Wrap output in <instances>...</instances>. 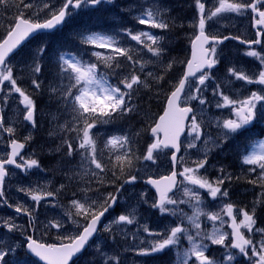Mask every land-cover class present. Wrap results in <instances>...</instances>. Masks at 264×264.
<instances>
[{"label": "snow or ice", "instance_id": "1", "mask_svg": "<svg viewBox=\"0 0 264 264\" xmlns=\"http://www.w3.org/2000/svg\"><path fill=\"white\" fill-rule=\"evenodd\" d=\"M105 3H114V0H61L55 7L50 0L41 9H48L46 17L40 19L38 13L25 14V10L33 7L25 0H0V18H4L5 14H11L6 18V24L0 31V131L9 136L15 135L14 127L5 126L4 116V109L8 106L13 93L19 94V103L23 105V121L28 122L32 128L37 125V106L33 95L44 83L40 76L47 46L41 44L32 54L31 59L22 65L15 63L14 55L24 46L29 37L34 38L40 33L61 29L82 9ZM195 6L198 15L190 25L196 29V34L191 40V58L183 61L169 58L163 74L144 73L150 61L144 62L139 57L133 59L132 50L127 46V41L121 43L123 36H127L131 41L144 45L153 56L160 58L165 52V46H163L165 36L148 31L134 34L131 29L126 28L109 33L82 28L75 33L80 37L81 44L94 49L110 50V52L105 53L99 50L89 52L84 49L79 52L57 53L52 71L53 79L47 85V90L55 94L54 99L58 105L57 113L53 114V120H56L58 116L64 118L63 123L57 125L55 132L49 133L50 136H60V143L55 151L59 152L61 148L66 147L64 152L66 157L77 156L79 157L78 166H88L87 170L81 173L82 180L85 176L94 177L95 182L102 186L105 183L104 177L110 174L109 182L115 185V190L101 193L99 187L96 189L90 187L91 179L85 181L86 186L81 188L80 198L71 199L70 207L66 208L64 213L66 219L78 229L75 234L59 236L60 243L40 242L29 235L27 240L18 246L0 244V264H22L29 255L39 258L43 264H74L73 258L82 253L86 246L95 247L97 253L102 257L106 256L107 254L101 250L100 244L93 240V237L102 241L103 234L109 233V239L115 242L116 236L112 235L111 225L136 223V209L133 208L127 214H120L110 223L102 224V218L106 217L110 209L115 208L121 198L124 185L137 181L138 176L135 174L137 165L147 172L150 170V165H157V161L162 156H167L171 166L170 171L169 174L158 178L149 176L145 181L155 189L157 194L149 206L158 209L161 214L170 213L172 216H178L179 222L175 226H165L161 232H153L145 225L143 231L156 239L150 243V246L139 248L137 255L149 256L163 252L170 247L179 246L183 238L188 241L190 247L175 253V264H189L190 261L192 264H222L207 254L209 243L205 241L210 242L211 245H220L229 249L226 255L228 264H239L238 257L247 258L248 264H264V228L256 227V206L254 205L251 211L241 209L239 215L242 219L238 222L235 205L231 202L223 203L220 212L204 211L200 207L203 199L198 191L206 190L213 200L219 198L224 201L229 198V188L225 187V182L239 181L241 177H234L221 166L219 168L221 175L216 180L210 181L201 170L206 173L208 167H214L209 165V156L213 149H223L228 139L234 138V134H238L240 130H244L257 119L258 112L260 117L264 118V87L258 91H251L243 98L234 99L225 94L220 83H215L211 92L213 97H219V99L214 101V107L229 109L230 116L215 117L209 121L208 125L204 124L203 119H197L198 115L202 117L206 113L207 107L213 106L205 93L209 90V81L216 80L213 69L220 63L217 48L230 39L240 40L241 43L249 46L262 43L260 37H264V0H213L210 6L207 5V0H195ZM167 11L168 9L163 10V12ZM229 13L241 16L246 13L251 14L257 39L242 40L239 36L210 35L208 33L210 22L219 23L220 19ZM138 24L160 30L177 26L175 20L166 19L155 4L140 14ZM245 54L256 58L261 68L251 75L235 67H230L228 72L235 80L244 81L248 85L264 86V54L256 50H249ZM121 57L124 60H121ZM181 63L185 67L178 81L175 84L165 81V75L174 65ZM137 67L139 74L136 71ZM25 70L30 85L35 89L34 92L26 91L17 82L18 79L24 78ZM141 74L145 76L144 80L141 79ZM113 76L116 77L115 81L109 79ZM149 77L159 91H163L162 82L171 85L170 90L165 93L166 106L163 114L141 130L129 129L124 135H111L104 142V148L109 149V154L105 157L104 149L101 148L98 151L97 147V138L100 133H94L93 129H96L98 125L114 123L129 113H139L140 108L133 101L139 98L142 89L150 87L147 82ZM231 82L228 80L226 84ZM145 116H148L147 111ZM211 123H215L219 129L215 139L211 132L206 130ZM186 130L191 139L182 141L181 137L185 136ZM142 132L150 134L151 142L146 145L145 151L140 153L137 144ZM32 139L29 133L23 138V142L14 138L9 141L11 151L5 158H0V198H4L5 178L9 176V165L23 171L41 167L38 159H25L21 155L25 145ZM209 142L211 147L208 146ZM250 143H254L257 150L242 154V164L253 166L248 169L251 172H257V169L259 172L257 178L249 180L248 183H260L264 186V138H259L255 142L250 141ZM74 144L75 147H73ZM198 144L201 146L198 147ZM190 149L195 150V159L191 158L193 153H189ZM184 154H188V159H185ZM17 157H20L19 162ZM177 166H180L181 170L178 171ZM178 177L181 179L178 180ZM71 179L70 177V182ZM121 179L123 182L117 183ZM60 187L63 189L64 185ZM178 187H183V195L188 199L174 198V189ZM20 191H26L36 206L29 210L22 205H17L15 211L28 215L29 223L33 224V213L40 202L47 197H53L55 193L24 188ZM89 192H95V198L88 196ZM72 196L76 197L77 193L73 192ZM140 196L139 202L147 204L148 201L144 199L146 193H141ZM193 202H195L193 206L196 211L192 216H188L182 209L179 210L178 215L177 207H169ZM256 203H260L259 199ZM200 216H206L213 222L211 232L201 228ZM225 216L229 218L228 221L224 219ZM184 219L189 221L188 226H185ZM216 222H219L221 227H216ZM225 223L231 229L230 233L223 230ZM49 226L63 229L65 223L63 220L53 219L49 221ZM4 227L9 232L21 231L15 223L9 221L4 222ZM254 228L255 233L259 234L258 240L254 239V236H246L242 231L245 229L248 233H253ZM193 229H195L194 234ZM33 230H35L34 227ZM133 238H136L135 234ZM89 241L93 243L90 245ZM17 247L24 252V255H18ZM231 250H238V252ZM6 257H14L15 260L6 259ZM108 261L119 264V257L107 256L102 264H108Z\"/></svg>", "mask_w": 264, "mask_h": 264}, {"label": "trees", "instance_id": "2", "mask_svg": "<svg viewBox=\"0 0 264 264\" xmlns=\"http://www.w3.org/2000/svg\"><path fill=\"white\" fill-rule=\"evenodd\" d=\"M35 1L37 0H25L26 3H31L33 5L32 9L25 10L26 15H32L33 13H38L40 19H44L48 13V9H43L45 3L50 2V0H43V4H38ZM61 2V0H52V4L55 7ZM213 0H207V5H211ZM157 5L161 12L163 13L166 19L175 20L177 26L171 27L168 30H160L150 28L148 25L138 24V19L141 14L140 11H146L151 8L153 5ZM38 6V7H37ZM131 9V10H129ZM164 9H168L167 12H163ZM15 11V9H13ZM11 14H5L4 18H0V31L3 30V27L6 24V18ZM198 15V10L195 6V0H114V3H105L96 7H88L82 9L77 15L71 18L63 28L57 29L56 31L50 34H41L30 41L25 45L14 57V61L17 65H22L27 63L35 50L41 45L46 44L47 51L44 57V67L42 68L40 78L43 79L44 83L41 85V89L33 95V99L36 101L37 106V125L35 128L23 121V105L19 103V94L13 93L12 97L8 101V106L4 109V114L12 112L13 115H16L15 120V135L11 136L10 139H17L23 141V138L31 133L33 139L27 144V156L29 158L38 159L40 162V168H32L24 172V174H19L18 180L10 181L4 189V198H0V227H4V222L6 218H13V215L17 212L15 208L17 205H22L23 207L31 210L34 203L30 200V196L26 191H20L21 188L24 189H33V190H42V191H52L55 193L53 197H47L45 199L46 204L48 205L49 210H56L57 207H62L67 205L69 200L73 198H80V190L85 187V181L91 179L92 183L90 187L96 189L99 187L101 193L113 192L115 190V185L110 183V174L108 177H104L105 183L100 186L95 182L94 177L85 176L84 179H81V171L83 166H78L79 157L73 156L68 158L64 155L66 151L65 148H61L59 152L55 151L57 145L60 143L59 135H49L50 132H55L57 125L63 123V117L58 116L56 120H53V114L57 113V102L54 99L55 94H51L47 90V85L52 81V71L55 67V60L57 53L72 51L79 52L86 49L87 51L99 50L105 53H109L110 50L106 49H94L89 46L83 45L79 42L80 37L75 35L77 30L82 28H89L92 30L107 31L109 33L122 30V29H131L134 34L142 31L143 29L149 31L155 35H164L165 40L163 46H165L164 55L160 58H157L148 52L147 49L142 44H137L135 41H131L127 36H123L121 43L123 44L127 41V46L130 45L132 50L133 59L142 58L144 62L147 63L144 73L153 72L154 74H163L165 71V66L169 61V58H176L180 61L190 58V47L191 40L196 34V29L191 27V23ZM180 25H183L182 27ZM252 34V37H242L240 34L243 33L241 30H234L230 26H225L222 29L214 32L213 35L221 36H239L242 40H254L255 34L252 30H249ZM241 32V33H240ZM123 35V33H121ZM264 37L262 42V47L260 50L264 54ZM133 44L137 45L138 52L135 53L133 49ZM224 49L225 55L221 54V50ZM218 55H220V63L216 66L213 71L216 80L209 81V90L208 95L210 100H212L213 106L211 109H215L218 113L222 111L226 112L229 109L223 108L218 109L214 107V101L219 99L212 96L211 88L214 87L215 83H220L221 89L225 91V94L229 95L232 98H242L241 95H248L250 91L242 90L243 92L238 93V89L241 87L245 88V82L240 80H235L234 77L228 72L230 67H235L238 70L245 71L246 74L250 75L253 72L258 71L261 68L259 61L254 57L244 56L241 53H244L248 50L240 45H237L231 41L226 42L221 47L217 48ZM236 53L237 56H234ZM88 59V57H85ZM94 59V58H92ZM124 60L123 57L120 58ZM130 63V62H128ZM185 65L183 63L179 65H174L172 70L165 75V81H171V84H175L180 76L183 73ZM119 71V70H118ZM126 71V70H125ZM139 74V68L136 69ZM110 80L115 81L116 77H109ZM141 79L144 80L145 76L141 74ZM232 81L230 84H226V81ZM18 84L23 87L26 91L34 92L35 89L30 85V80L27 78V71L25 70L24 78L18 79ZM147 82L150 87L142 89L140 92L139 98L133 102L138 104L140 111L137 114L129 113L123 119L117 120L114 123L106 125H98L96 129H93V132H100L106 134L108 137L111 135H124L127 130L131 129L132 131H138L143 128L153 120L158 119L162 115L163 110L166 105L165 93L170 90L171 85L162 82L163 91H159L152 79L149 77ZM256 85V84H254ZM252 86L250 87V89ZM237 90L236 92H233ZM253 90V89H251ZM215 98V99H214ZM145 111H147L148 116H145ZM230 112V111H229ZM7 124L5 123V126ZM264 134V118H261L259 112L257 114V119L249 126H247L238 134H234L232 139V145L229 147L226 144L223 148V154L215 153L213 154L214 158H209L217 164V168H207L205 175L210 181L216 180L217 177L221 175L219 168L224 167L225 171L231 173L234 177L240 176L239 181L232 180L231 182L226 181L225 187L229 188V198H226L224 201H221L219 198L213 200L206 192L201 193V196L207 195V209L209 212H220L221 206L223 203L231 202L235 205L237 213V221L239 222L242 219V216L239 215V211L246 210L251 211L253 206H256V221L258 227L264 228V186L260 183L251 184L248 183L249 180L257 178L259 169L257 172H251L248 169L253 167L250 165L242 164V159L239 152L241 148H246L251 144L253 140H250V136H260ZM9 135V134H8ZM74 135V134H72ZM247 141V142H246ZM150 134L147 132H142L141 137L139 138L137 147L139 148L140 153L145 151L146 145L150 143ZM75 147V144L73 145ZM98 151L102 147L100 140H97ZM107 149V148H106ZM115 151V150H113ZM34 153V154H33ZM105 157L109 154V151H105ZM28 159V158H27ZM139 165H137V170L135 174L140 177L138 170ZM73 169V171H69ZM87 168L85 169V171ZM20 173V172H19ZM208 174V175H207ZM71 179V182L69 178ZM122 179L117 181V183H122ZM143 184V182H141ZM141 184H138L139 186ZM61 185H64V188L61 189ZM137 185V186H138ZM13 188L8 192L7 188ZM201 190V189H200ZM127 191V187L124 186L121 194ZM180 188L178 190V193ZM199 191V190H198ZM76 192L77 196L73 197L72 193ZM90 197L95 198V192L87 193ZM152 194V192H151ZM153 195V194H152ZM29 198V199H28ZM23 199L26 203H23ZM259 199L260 203H256ZM29 200V201H28ZM54 207V208H53ZM42 205H39L36 209H42ZM179 207H177L178 209ZM220 210L217 211V209ZM114 212H119L118 206ZM23 213V212H22ZM37 213L38 215L34 214ZM33 213L34 222L33 224L29 223V216L22 215L19 216L23 220V224L27 226L25 234H17L21 239L26 240L27 235L34 237L33 227L37 222L36 217L40 216V212L35 211ZM111 213V211L109 212ZM158 209H153L150 215H147L148 220L152 224H160L163 220L159 217ZM18 216V215H17ZM173 221L176 224V216H172ZM178 217V216H177ZM52 217L50 219L53 220ZM201 227H208L213 222L209 224H202V218L200 217ZM227 221L229 218L224 217ZM10 222V221H9ZM186 224V223H184ZM187 226V225H185ZM18 233V232H17ZM61 241L58 237H52L50 239H45V243H60ZM110 245L116 244L111 242L109 237L107 239ZM117 246V245H116ZM115 249V248H114ZM219 249V248H217ZM18 255H24V252L19 250ZM208 255L214 257L217 260V257L223 256L219 252L211 254L210 250L207 253ZM123 257V254H120V258ZM158 257V256H157ZM161 257V256H160ZM169 257V255H168ZM13 258V257H12ZM161 260L162 264H171L174 260V257L170 259ZM74 264H100V258L95 250L92 247H89L75 262ZM240 264V262H239Z\"/></svg>", "mask_w": 264, "mask_h": 264}, {"label": "rangeland", "instance_id": "3", "mask_svg": "<svg viewBox=\"0 0 264 264\" xmlns=\"http://www.w3.org/2000/svg\"><path fill=\"white\" fill-rule=\"evenodd\" d=\"M38 4H43L44 1L43 0H37L35 1ZM213 3V2H212ZM211 3V4H212ZM54 6V5H53ZM38 7V6H37ZM142 13V11H140ZM210 27L208 29V33L210 35H213L214 32H217L218 30L222 29L225 26H230L231 28H233L234 30H241L243 31L242 34H240L242 37H252V34L249 30H252V19H251V14L246 13L245 15L241 16L238 15L236 13H229V14H225V17L223 19H220L219 23H212L210 22ZM142 31H146V30H142ZM149 32V31H148ZM138 33V32H137ZM241 33V32H240ZM256 38V36H255ZM143 39V38H142ZM264 44V43H263ZM128 47H130V45H128ZM137 45L133 44V49L135 50V53L138 52L137 49ZM219 48V47H218ZM260 48L254 47L253 50H256L258 52H261L260 50H257ZM264 49V46L262 48V50ZM246 50V49H245ZM249 51V50H248ZM247 51H245L244 53H241L244 56H247L245 53ZM218 53V50H217ZM221 54L225 55V51L224 49L221 50ZM234 54V53H233ZM220 56V55H219ZM234 56H237V54L235 53ZM249 57V56H248ZM250 74V73H249ZM7 86V85H6ZM252 86L251 90L250 87ZM264 86L262 85H248L245 82V88L241 87L238 89V93L239 92H243L242 90H248V91H258L260 90V88H262ZM233 92L237 93V90H234ZM205 95L208 97V100L210 102H212V100H210V97L208 95V92L205 93ZM243 96L245 95H241V97L243 98ZM219 98V97H217ZM215 99V98H214ZM230 111V110H229ZM228 110L224 113L222 111H220V113H218L215 109H211V106L207 107L206 109V113L201 117L198 115L197 119H203L204 124L208 125L209 121L212 120L215 117H220V118H228L230 116V112ZM5 116V123L7 124L6 126H12L15 128L14 124H15V120H16V115H13L12 112L10 111L7 114H4ZM247 127V126H246ZM15 130H17V128H15ZM207 131L211 132L213 139L216 138L219 129L216 127L215 123H211V125L209 127H207L206 129ZM242 130H240L239 132H241ZM96 133V132H94ZM100 133V132H99ZM235 136V135H234ZM109 138L106 134L104 133H100L99 138H97V140H100L102 147L104 149V152L107 150L109 151V149L104 148V142L105 140ZM259 138H264V134L260 135V136H250V140H253L252 142H255L257 139ZM186 139L190 140L191 137L188 136L186 134V136H184V139L182 141H185ZM203 139V138H202ZM232 139L230 138L228 139V141L224 144V146L226 144L229 145V147L232 145ZM0 141L2 142V146H3V152H6V150L4 149V146L7 147V144L9 142L8 138H5V135H3V132L0 131ZM247 142V141H246ZM201 145L198 144V147H200ZM209 147H211V142H209ZM100 148V149H101ZM224 148V147H223ZM252 150H257L254 147V143H251L247 149L246 148H241L240 149V156L242 159V154H246V152L248 151H252ZM189 153H193V155L191 156L192 159H195L196 156L194 155L195 150L194 149H190ZM215 153H220L221 155L223 154V149H213L209 158H214L213 154ZM105 154V153H104ZM106 156V155H105ZM185 159H188V154H184ZM1 157V156H0ZM6 157V155L4 156V158ZM25 159L29 158L27 155L24 157ZM213 161L211 159H209V165H214V167H210V168H217V164L216 163H212ZM87 165H84L81 171V173L85 172V169L87 168ZM94 167V166H93ZM170 164L168 162V158L167 156H162L160 160L157 161V165H150V170L145 172L144 168H142L140 165L138 167L139 173H140V179H148L149 176H152L154 178H158L159 176L162 175H167L169 174L170 171ZM181 170L180 166H178V171ZM26 172V171H25ZM202 174L204 173V170H201ZM23 173V171H22ZM19 173V174H22ZM208 175V174H207ZM16 175H13L12 177H15ZM19 175H17L15 177V180H18ZM181 179V178H180ZM214 181V180H213ZM136 184L132 187H127V191H124L123 194H121V198L118 200L117 206L119 208V212H112L110 213L107 218L104 220V223H110V221L116 217H118L120 214H127L129 212H131V210L133 208L136 209V213H135V217H136V223L131 224V225H127V224H120V225H111L112 227V235L116 236V244L114 245H110L111 243L107 242V239L109 237V233H104L103 234V240H98V238H96L95 241H97V243L100 244L101 246V250L103 252H105L107 255L106 256H101L99 253L98 256L100 258V264H102V261H104L105 259H107V256H118L119 257V264H162L161 260H159L158 258H162L163 260L166 259H170V257H174V260L171 264H175L176 261V255L175 253L177 251L182 252L184 249L189 248L190 245L188 243V241L186 239H181L180 245L179 246H175V247H170L166 250H164L163 252L160 253H155L149 256H140L137 255V250L141 247H147L150 246V243L156 239V237H153L151 235H149L147 232L143 231V227L146 225L148 227V229H150L153 232H161L165 229V226H175V223L173 221V217L170 213H165V214H159V217H161V219L163 220L162 222H160V224H152L148 218L147 215L151 213V211L154 208H151L149 205L153 202V199L155 196V194H151V190L145 186L144 184H141L140 186ZM187 187H192L191 185H186ZM8 192H10L11 190H13V188H10L8 186L7 188ZM40 190V189H38ZM200 194L203 192H206V190L203 189H199ZM141 193H146V196L144 197V199H146L148 201V203H142L139 202L141 200ZM207 193V192H206ZM88 196H90L89 194H87ZM174 198L180 200V199H188L187 197H185L183 195V187H180V191L179 193H177ZM29 199V198H28ZM77 199V198H76ZM79 199V198H78ZM203 199V204L200 205V207L206 211L209 212L207 209V195H204V197L202 196ZM31 200V198H30ZM29 201V200H28ZM32 201V200H31ZM70 201L67 203V205L62 206V207H57L56 210H49L48 205H43L46 204L45 200H42L40 202L39 205H42V209H36V211L38 210V212H40V216L36 217L37 222H36V226H35V231H34V239H37L40 242H44L45 243V239H50L52 237H59L62 235H69V234H75V232L78 230L76 229V227L74 225L71 224V222L69 220L66 219V217L64 216L65 210L66 208L70 207ZM34 203V205H30L31 207H35V202L32 201ZM23 203L25 204L26 201L23 199ZM195 202H193L192 204H188V203H184V204H179L178 206H169V207H179L178 208V215H179V210L182 209L184 213H187L188 216H192L195 211L196 208L193 206ZM38 208V207H37ZM54 208V207H53ZM220 210V208L217 209V211ZM115 211V210H114ZM36 215H38L37 213H34ZM22 216V215H20ZM54 218L56 220H63L65 223V228L63 229H56V228H52L49 226V221L51 218ZM202 218V224H209L212 221L208 220L206 218V216H200ZM20 217L17 216L16 214L13 215V218H6V221H10L15 223V225L21 229V231H12L9 232L8 229L5 227H0V238H2V240H0V244H14V245H19V244H23L25 242V240L21 239V237L17 234H25L26 230H27V226L26 224H23V220L19 219ZM175 220L177 221V223L179 222L178 217L176 216ZM228 221V220H227ZM184 223H186L185 225H189V221L187 219H184L183 221ZM257 225V224H256ZM216 227H221V225L219 224V222H216L215 224ZM258 227V226H256ZM202 229L206 230L207 232H211L212 228H213V224H211L208 227H201ZM123 230V231H122ZM223 230L224 231H228L229 233L231 232V229L229 228L228 224L225 223L223 225ZM242 231L245 232L246 236H254V239L258 240L259 239V234L255 233V228L253 230V233H248L245 229H242ZM18 232V233H17ZM21 232V233H20ZM193 234L195 233V229L192 230ZM133 234H135L136 238H133ZM28 237V235L26 236ZM229 239H231V237H229ZM111 241V240H110ZM113 242V241H111ZM143 242V243H142ZM205 243H209V250L211 252V254H215L217 252H219L221 255L220 257H217V261L222 262V264H228L227 260H226V255L228 254V252L230 251L229 249H226L220 245H211L210 242L205 241ZM227 243V242H226ZM117 245V246H116ZM219 248V249H217ZM93 250H95V247H92ZM20 249L17 247V252ZM233 252H238V250H231ZM120 254H123V257L120 258ZM169 255V257H168ZM249 255H251V253H249ZM158 256V257H157ZM161 256V257H160ZM6 259H10V260H15V258L13 257H6ZM238 260L240 262V264H248V260L247 258L244 257H238ZM22 264H39L37 263L35 260L31 259L29 256L22 262ZM108 264H114L113 261H108ZM189 264H192V262L190 261Z\"/></svg>", "mask_w": 264, "mask_h": 264}, {"label": "water", "instance_id": "4", "mask_svg": "<svg viewBox=\"0 0 264 264\" xmlns=\"http://www.w3.org/2000/svg\"><path fill=\"white\" fill-rule=\"evenodd\" d=\"M57 30V29H56ZM56 30H52L51 32H43V33H40L39 35H41V34H50V33H52V32H54V31H56ZM252 30H253V32L255 33V35H256V28L255 27H253V22H252ZM38 36V35H37ZM37 36H35V37H37ZM34 37V38H35ZM33 39V37H29V39L25 42V44H24V46L29 42V41H31ZM256 39H257V36H256ZM260 39H261V41L263 42V37H260ZM227 41H232V42H234V43H236V44H238V45H240V46H242L243 48H246V49H251V48H254V47H257V48H260L261 46H262V43L260 44V45H255V44H253V45H251V46H249V45H247V44H243V43H241L240 42V40H234V39H230V40H227ZM227 41H225L224 42V44L227 42ZM223 45V44H222ZM222 45H220V46H222ZM24 46H22V48L24 47ZM21 48V49H22ZM20 49V50H21ZM19 50V51H20ZM191 54H192V47L190 48V58H191ZM189 58V59H190ZM214 70V69H213ZM166 106V105H165ZM163 114V113H162ZM186 132H187V130H186ZM185 135H186V133H185ZM183 138H184V136H182L181 137V139L183 140ZM26 148H27V146L25 145V148L22 150V152H21V155L22 156H24L25 155V153H26ZM9 151H11V149H10V147H9ZM17 160L19 161L20 160V157H17ZM9 168H14V169H16L14 166H11V165H9L8 166ZM177 168H178V166H177ZM16 170H18V169H16ZM7 178V177H6ZM5 178V179H6ZM154 178V177H153ZM147 180V179H146ZM145 180V181H146ZM178 180H179V177H178ZM144 181V183H145V185L155 194V196L157 195L156 194V192H155V189L151 186V185H148L146 182ZM138 181H136L135 183H132V184H125L124 186H134L136 183H137ZM178 189V188H177ZM177 189H174V192L176 193L177 192ZM171 195V194H170ZM116 207H117V205L115 206V208L114 209H110V211H114L115 209H116ZM20 215H25L24 213H19ZM107 215H108V213H106V217H107ZM106 217L105 218H102V224H103V222H104V220L106 219ZM95 238L96 237H93V240H95ZM27 240V239H26ZM91 242H93V241H89V244H91ZM89 248V246H86L85 247V249L82 251V253H80V254H77V257H74L73 259H74V261L75 260H77L87 249ZM29 257H31V258H33L36 262H38L39 264H43V262L42 261H40L39 260V258H37V257H35L34 255H29Z\"/></svg>", "mask_w": 264, "mask_h": 264}, {"label": "flooded vegetation", "instance_id": "5", "mask_svg": "<svg viewBox=\"0 0 264 264\" xmlns=\"http://www.w3.org/2000/svg\"><path fill=\"white\" fill-rule=\"evenodd\" d=\"M3 135H4V132H3ZM5 135H7V134L5 133ZM7 138L10 139V136L8 135ZM2 145H3V144H2V142L0 141V156H1L0 158H4V156L7 155V153H9V142H8V144H7V147L4 146V149L6 150V152H3V151H2V150H3V146H2ZM8 169H9V178H8L7 181L13 180V179H15V177H16L17 175H19V172L14 171V170L11 169V168H8ZM21 172H22V171H21ZM13 175H16V176H15V177H12ZM140 182H142V180L138 179V182H137V183H140Z\"/></svg>", "mask_w": 264, "mask_h": 264}, {"label": "bare ground", "instance_id": "6", "mask_svg": "<svg viewBox=\"0 0 264 264\" xmlns=\"http://www.w3.org/2000/svg\"><path fill=\"white\" fill-rule=\"evenodd\" d=\"M5 184H6V179H5ZM6 185H4V187H5Z\"/></svg>", "mask_w": 264, "mask_h": 264}]
</instances>
